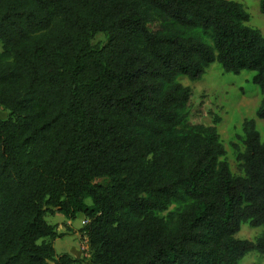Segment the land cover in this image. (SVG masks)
Returning <instances> with one entry per match:
<instances>
[{
  "label": "trees",
  "instance_id": "trees-1",
  "mask_svg": "<svg viewBox=\"0 0 264 264\" xmlns=\"http://www.w3.org/2000/svg\"><path fill=\"white\" fill-rule=\"evenodd\" d=\"M156 19L170 27L153 31ZM248 21L233 0H0V264L264 255V234L236 238L243 224L264 226V37ZM215 63L253 72L262 94L235 148L241 176L217 120L186 123L191 92L177 80ZM172 204L183 208L160 217ZM54 214L83 216L87 259L56 253Z\"/></svg>",
  "mask_w": 264,
  "mask_h": 264
},
{
  "label": "rangeland",
  "instance_id": "rangeland-1",
  "mask_svg": "<svg viewBox=\"0 0 264 264\" xmlns=\"http://www.w3.org/2000/svg\"><path fill=\"white\" fill-rule=\"evenodd\" d=\"M244 7L249 15L246 25L260 31L264 37V16L259 12L258 0H233ZM170 26L161 20H155L150 28L153 31L166 29ZM191 34V33H190ZM104 37L97 34L91 41L92 45L102 43ZM209 42L208 40H206ZM1 53V49H0ZM253 72H241L239 75L224 73L218 64L211 65L197 82H191L185 77L178 78V82L190 89L191 96L185 109L188 125L213 126L214 120L220 142L224 146L225 160L234 176H241L239 162L236 159L235 148L243 151L242 122L254 118L262 94L257 86L252 84ZM8 118V111L0 107V120ZM256 129L261 138L264 136V120H256ZM89 204V201H86ZM183 208L182 204H172L169 209L159 216L170 221ZM45 220L57 227L58 233L64 236L53 242L57 254H68L72 258L87 259L89 252L86 238L79 232L82 227L83 216L78 215L68 224L63 216L54 214L46 216ZM172 223V222H170ZM264 234V226L251 228L243 224L236 238L254 241ZM239 264H264V255L256 252L248 253Z\"/></svg>",
  "mask_w": 264,
  "mask_h": 264
},
{
  "label": "built area",
  "instance_id": "built-area-1",
  "mask_svg": "<svg viewBox=\"0 0 264 264\" xmlns=\"http://www.w3.org/2000/svg\"><path fill=\"white\" fill-rule=\"evenodd\" d=\"M85 223H86V221L83 220V221L81 222V225L83 226V225H85Z\"/></svg>",
  "mask_w": 264,
  "mask_h": 264
},
{
  "label": "crops",
  "instance_id": "crops-1",
  "mask_svg": "<svg viewBox=\"0 0 264 264\" xmlns=\"http://www.w3.org/2000/svg\"><path fill=\"white\" fill-rule=\"evenodd\" d=\"M58 215V214H57ZM66 220V219H65ZM66 222L69 224L70 223V221L69 220H66ZM57 232H59L58 230H57Z\"/></svg>",
  "mask_w": 264,
  "mask_h": 264
}]
</instances>
